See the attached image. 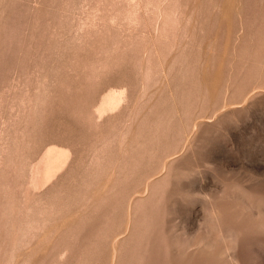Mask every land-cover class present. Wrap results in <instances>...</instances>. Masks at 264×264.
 <instances>
[{"label":"rangeland","instance_id":"obj_1","mask_svg":"<svg viewBox=\"0 0 264 264\" xmlns=\"http://www.w3.org/2000/svg\"><path fill=\"white\" fill-rule=\"evenodd\" d=\"M0 264H264V0H0Z\"/></svg>","mask_w":264,"mask_h":264},{"label":"bare ground","instance_id":"obj_2","mask_svg":"<svg viewBox=\"0 0 264 264\" xmlns=\"http://www.w3.org/2000/svg\"><path fill=\"white\" fill-rule=\"evenodd\" d=\"M121 99L120 91L116 89L106 91L98 101L95 109L96 116L99 118L104 113L115 110L119 106ZM44 148L38 165L30 168L29 171V182L33 188L42 187L50 181L67 162L69 156L68 149L63 147L49 145Z\"/></svg>","mask_w":264,"mask_h":264}]
</instances>
